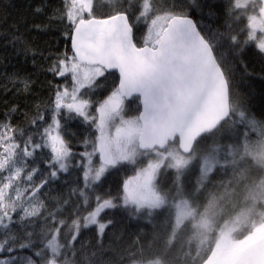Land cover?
<instances>
[{
    "label": "snow or ice",
    "instance_id": "6c2138e0",
    "mask_svg": "<svg viewBox=\"0 0 264 264\" xmlns=\"http://www.w3.org/2000/svg\"><path fill=\"white\" fill-rule=\"evenodd\" d=\"M105 3L106 15L97 16L94 0H62L53 19L70 26L71 55L58 56L48 71L70 80V87L58 85L43 108L36 105L32 131L13 124L16 104L0 119V253L28 249L26 264H264V118L250 114L233 92L229 53L222 50L227 41L234 61L248 47L264 56V0H229L228 28L240 25L239 31L207 34L186 10L198 6L196 0ZM139 25L145 31L138 43ZM114 71L118 84L93 100L98 78ZM32 84L12 81L17 92H30ZM133 98L137 114L126 116L125 101ZM77 118L97 135L84 139L79 153L86 213L77 207L69 222L62 217L67 201L49 209L38 194L69 171L76 155L69 124ZM125 164L135 174L119 193L96 192L106 172ZM168 175L165 190L161 177ZM117 210L150 223L163 217L164 229L146 244L138 237L121 250L106 249L114 224L108 214ZM36 218L51 227L29 230ZM92 226L98 244L88 255L77 242ZM19 260L9 256L0 264Z\"/></svg>",
    "mask_w": 264,
    "mask_h": 264
},
{
    "label": "trees",
    "instance_id": "16d2710c",
    "mask_svg": "<svg viewBox=\"0 0 264 264\" xmlns=\"http://www.w3.org/2000/svg\"><path fill=\"white\" fill-rule=\"evenodd\" d=\"M167 2L171 3L172 0H167ZM180 2L189 3V0H180ZM228 3L229 0H196L198 6L186 10L205 34L209 31L235 33L239 31L240 25L234 24L229 30ZM209 6L214 13L212 17L208 16ZM37 8H42L43 11L37 12ZM62 8V0H0V119H3L10 105H18L19 111L13 118V124L18 125L25 132L33 130L31 120L36 115V105L43 108L53 98L58 85L63 86L65 83L69 87L71 85L70 80L54 76L48 71V67L58 56L65 52L71 55V39L70 36H65V32L70 31V26L53 19L57 11ZM107 10L105 0H94V11L97 16L106 15ZM36 25L40 27L37 28ZM144 31L143 25L134 29V36L138 43ZM17 38L19 40L14 45L13 41ZM229 48L230 46L225 41L222 50L229 53L227 60L232 65L233 74L230 80L233 92L243 99L244 106L250 114L258 119L264 118V56L254 47H248L241 53V59L234 61ZM16 78L33 81L31 91L17 92L12 87V81ZM116 84H118L117 74L106 73L104 77L98 78L97 85L99 86L91 92L92 99L106 98ZM5 85L11 90H5ZM125 103L126 116L136 115L137 101L135 98ZM69 128L75 133L69 139L71 149L76 154L72 164L69 165V171L61 172L59 178L46 184L38 195L49 209L67 201V204L63 205L65 210L62 217L70 222L77 207L81 215L86 213L79 196L85 183L83 166L85 160L79 153L85 151L83 140L94 139L97 133L92 126L82 123L80 118L71 121ZM29 163L31 164V161ZM37 163L41 169L45 168V165L39 161ZM134 174L133 165L125 164L116 169H110L96 186V192L102 195L111 193L115 196L120 192L124 180ZM195 178L194 171L188 183H195ZM161 183L165 186V190L170 188L171 175L162 176ZM88 191L91 192V189ZM94 203L92 199L88 207H94ZM108 218L113 219L114 224L106 231L103 240L106 249L121 250L136 241L138 237L141 243L146 244L152 240L154 233L162 232L165 226L163 217L156 218L150 223L144 218L129 216L123 210L109 213ZM49 227H51L50 222L36 218L34 227L29 230L39 233L42 229L47 230ZM63 231L62 229L61 239H63ZM36 239L39 242V237ZM80 242L84 244L87 254L91 255L98 244L95 226L81 230L77 242L78 248ZM27 255H32L28 249L23 251L17 249L11 254L0 253V258L8 259L9 256H18L20 257L19 264H26L23 257ZM110 255L106 253L104 258L109 259Z\"/></svg>",
    "mask_w": 264,
    "mask_h": 264
},
{
    "label": "water",
    "instance_id": "95a60500",
    "mask_svg": "<svg viewBox=\"0 0 264 264\" xmlns=\"http://www.w3.org/2000/svg\"><path fill=\"white\" fill-rule=\"evenodd\" d=\"M70 43H71V42H70ZM113 73H116V74H117V76L119 75V74H118V72H115V71H114ZM127 101H128V100H127Z\"/></svg>",
    "mask_w": 264,
    "mask_h": 264
},
{
    "label": "rangeland",
    "instance_id": "374dc122",
    "mask_svg": "<svg viewBox=\"0 0 264 264\" xmlns=\"http://www.w3.org/2000/svg\"><path fill=\"white\" fill-rule=\"evenodd\" d=\"M100 78V77H99ZM125 106H126V103H125ZM126 108V107H125ZM97 159H98V157H97ZM97 163H98V161H97Z\"/></svg>",
    "mask_w": 264,
    "mask_h": 264
},
{
    "label": "flooded vegetation",
    "instance_id": "af4514ba",
    "mask_svg": "<svg viewBox=\"0 0 264 264\" xmlns=\"http://www.w3.org/2000/svg\"><path fill=\"white\" fill-rule=\"evenodd\" d=\"M128 101H130V100H128Z\"/></svg>",
    "mask_w": 264,
    "mask_h": 264
}]
</instances>
